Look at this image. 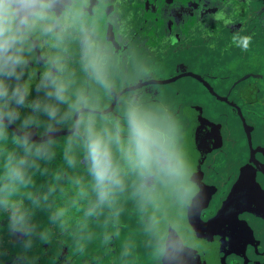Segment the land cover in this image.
I'll return each instance as SVG.
<instances>
[{
  "label": "rangeland",
  "instance_id": "rangeland-1",
  "mask_svg": "<svg viewBox=\"0 0 264 264\" xmlns=\"http://www.w3.org/2000/svg\"><path fill=\"white\" fill-rule=\"evenodd\" d=\"M106 1L109 4L105 3ZM44 2L53 5L54 17L49 25H53L54 28L39 24L32 29L37 40L31 33L22 38L25 48L22 61L28 64L30 70L29 77L24 76V80L27 78V83L30 84V87H27L24 83V92L27 93L24 105L16 103L10 91V78L5 77L0 71V82L7 86L10 96L8 101L0 97V106L7 109L2 113L14 122L19 130L43 136L55 130L70 129V119L73 121L75 112L80 108L102 113L110 107L112 90L124 86L122 92L138 85L141 79L151 78L141 85H149V92L156 95L155 101L143 92L135 90L125 92V96L131 98L130 94L139 93L138 99L142 105L144 104V112L137 115L159 133L157 140L163 145V153L168 154L177 148L180 142L179 130L188 131L185 128L189 126L195 128V125L212 133L215 130L218 147L222 150L216 153L217 166L211 170L208 168L206 176L216 179L219 186L220 182L226 186L230 183L232 176H228V173L233 170L235 164L247 160L248 157L247 142L237 109L240 110L245 122L254 127V139L256 136L259 137L260 130L264 132V29H261L263 31L261 33L260 30H256L249 34L251 41L247 50L237 47L232 42V32L229 30H237L242 26L238 17L245 13L241 14L240 9L234 7L233 0H229V3H224L223 0H184V5L177 9L172 7L167 11L172 14L167 23L159 22L155 29V24L152 25L150 32H146L147 28L141 31L142 27L136 29L133 25H125L119 21L117 18L120 10L117 8L119 1L116 0H44ZM159 3L171 5V0H147L146 7L152 12L166 13V7ZM261 7L263 8L261 12H264V4ZM220 11L224 17L234 18L228 25L219 21L220 25L227 28L219 26L215 18V14ZM109 12L107 21L106 16ZM249 14L252 16L254 13ZM251 19L253 27L256 19L252 17ZM262 21L264 22V17ZM164 26L181 30L180 36L175 35L172 39H166ZM89 43L93 45L91 49L87 47ZM42 45L46 48L42 49ZM235 49L244 55L242 59L229 63V60L225 59ZM93 60L95 67L101 64L102 69H106L107 64H110L114 74L111 71L110 80H102L98 86L94 83L95 87L90 81L86 89L83 82L89 79L88 72H93V67L87 65ZM0 62L2 63V60ZM1 63L0 70L4 67ZM45 72L49 74L47 78L44 76ZM187 73L210 81L216 93L224 98L213 97L193 77L181 76L175 81H170ZM236 74L247 80L244 87L234 89L236 82L233 83V78ZM167 81L170 82L166 83ZM221 82L224 85H221ZM79 83L82 86L78 89L76 85ZM39 84L46 89L49 88V84H59L64 87V94L71 89V92L78 93L79 96L71 100L72 103L64 108L61 115L57 109L52 111L54 113L52 116L49 115L51 110L42 111L44 113L42 116L33 113L37 111L35 108L24 111L22 108L24 106L29 108L31 97L35 98L34 94L38 91ZM246 84H249V87ZM152 104V110H146ZM19 110L29 114L20 113ZM115 110L127 115L133 112L126 101H123L122 105H117ZM10 112L11 117L8 115ZM190 113L192 121H188L187 115ZM66 116H69V121L63 120ZM80 119L82 136L69 133L49 141L34 142L35 145L29 141L25 145L23 143L25 139L14 137L3 126L0 148L6 146L4 150L6 155L3 160L0 157V170L5 168L7 159L12 155L15 162L24 161L20 168L26 176L29 168L36 164L33 159L36 149H45L44 162L51 161L55 164L52 173L50 172L49 182L52 183L51 188L55 186L56 191L50 195V190H44L46 195H42V206L39 205V209L33 210L39 217L36 227H32V232L28 230L31 210H14L18 214L11 219L18 225L12 227L13 241L31 243L32 239H35L32 238L33 233L34 236L43 237L38 239L39 244L48 232L53 231L56 232L59 244L65 245V249L59 251V255L62 256L63 252L67 251L66 260L71 264H89L91 260H94V264H158L161 246L157 244L152 232L150 205L147 208L150 200L148 194L140 190L141 185L135 179L126 181L122 179L123 187L114 189L110 199L100 204L88 171L89 162L85 150L88 130L91 128L97 132L104 131L107 137L118 136L126 151L127 144L121 140V136L129 134L130 129L124 126L112 127L106 114L82 112ZM113 122L118 125L117 121ZM260 140L264 143L262 137ZM36 144L40 148H37ZM112 149L118 150L114 141ZM122 153L119 152L116 160L113 157L119 165L121 175L125 174L127 168L124 163L126 159L122 160ZM39 171L45 174V178L48 176L44 165L39 164ZM77 177L85 179L84 183L78 182V179H75ZM66 178L69 181L67 191L63 187L60 188L59 183ZM26 182L24 177L20 181L23 188L19 190L22 191L23 200L27 198L25 194L28 195ZM147 186L149 187L147 184L145 188H148ZM12 187L15 188L16 185L13 184ZM41 192L43 194V191ZM40 196L39 194L37 197ZM70 196L73 201H66L65 197ZM61 203L62 206L71 209H58ZM51 216L55 218L54 230L48 227L52 224ZM100 224L103 226L99 229ZM28 236H31V241H28Z\"/></svg>",
  "mask_w": 264,
  "mask_h": 264
},
{
  "label": "flooded vegetation",
  "instance_id": "flooded-vegetation-1",
  "mask_svg": "<svg viewBox=\"0 0 264 264\" xmlns=\"http://www.w3.org/2000/svg\"><path fill=\"white\" fill-rule=\"evenodd\" d=\"M140 1L148 14L145 19L148 29L146 32H150L149 30L154 24L157 26L159 22H168L172 14L167 13V11L172 7L177 9L184 5V0H171V5L159 3L166 7V13H162L150 11L146 7L147 0ZM110 12L107 14L106 20L109 19ZM117 18L119 17L117 16ZM232 19H234L233 16ZM49 22L51 21H42L40 24L46 25L47 28H54L53 25H49ZM149 22L154 24L148 26ZM218 25L226 27L220 25L219 21ZM164 28H166V39H172L175 35L179 37L181 34V30L172 27L167 28V26ZM229 31L233 33L237 30ZM30 33L37 40L35 31L31 30ZM17 45L20 53L18 54L21 60L20 64L27 70L28 78L30 74L28 64L22 61L25 54L23 41L20 40ZM41 48L46 47L42 45ZM92 70L93 72H88L87 84L91 81L93 87H95L94 83L98 81L97 77L100 75L104 81L105 79L109 81L111 78L112 68L110 64H107L106 69H102L100 64ZM188 77L192 78V76ZM27 78L24 83L30 87ZM193 79L200 82L204 89L216 99L218 97L224 98V96L216 93L210 81L202 77H193ZM147 80H151V78L141 79L136 85L139 88L134 90L143 92L144 95L155 101L156 95L149 92V85H141ZM58 85L49 84L47 89L40 84L38 86L41 90L49 92L51 88L55 89ZM221 85L224 84L221 82ZM122 89L124 86H119L111 91L112 96L109 99V105H111L114 96L119 94ZM125 92L118 96L111 111L106 113L112 127L124 126V128H129V115L115 110L117 105H122L123 101H126L127 106L136 114L144 112V104L142 105L138 99L139 93L130 94L132 97L129 98L125 96ZM226 100L228 101V99ZM152 106L153 104L146 110H152ZM164 108L168 110L167 107ZM191 115L192 113L187 115L188 121H192ZM113 121H117L118 125H115ZM214 123L217 125L215 121ZM245 123L249 131L251 148L242 125L243 135L247 142L248 157L247 160L238 162L233 166V170L228 173V176L232 177L227 186L221 182L219 186L216 179L213 180V178L206 176L208 168L211 170L217 166L216 153L222 149L218 147L215 130L212 133L197 125L195 128H190V126L185 128L188 131L179 130L180 142L177 148L168 154H164L162 149L158 150L159 163L143 175H141L140 170H133L127 160L124 161L127 168L125 174H120L121 179L125 181L135 179L141 185L140 190L150 197H148L150 200L147 203V208L150 205L151 214H149V218L151 219L152 232L158 242L156 243L161 246L158 264H264V143L260 142L261 137L264 139V132L260 130L261 132H258L259 137L256 136L254 139V127L247 122ZM121 140L126 142L128 148L129 134L121 136ZM119 152L117 149L113 150L115 160ZM168 155H172L181 162L182 174L179 177L162 171L167 163ZM124 158L125 155L122 153V160ZM212 171L215 172V170ZM155 183L157 184L155 185ZM147 184L149 187L145 188Z\"/></svg>",
  "mask_w": 264,
  "mask_h": 264
},
{
  "label": "trees",
  "instance_id": "trees-1",
  "mask_svg": "<svg viewBox=\"0 0 264 264\" xmlns=\"http://www.w3.org/2000/svg\"><path fill=\"white\" fill-rule=\"evenodd\" d=\"M116 1H119L117 5V8L120 9L118 13L119 21H122L123 23H125V25H133L135 26L136 29H139L142 26L143 28L147 27L145 19L148 14L145 11L144 7L142 6V3L140 0H116ZM224 3H229V0H225ZM233 3L235 5L234 7L240 9L241 14L243 13L245 14L238 17V20L242 23V26L239 27L237 31L235 30L236 32L231 33V37H233V35L249 36L250 33L256 32V30H260L259 31L260 33L263 32L261 31V29L262 30L264 29V22L262 21L264 17V12H261V8H262L261 5L264 4V0H233ZM250 12H253L254 14H252L251 16V14H249ZM251 17L256 19V23L253 24L254 25L253 27H252ZM250 19H251V22H249ZM150 24L152 25L154 23L149 22L148 26ZM255 26L257 27L254 29ZM14 48L19 49L17 44L14 45ZM16 54L18 55L19 52H17ZM243 55L244 54L239 53V51L235 49L232 53L229 54V57L225 60H229V63H231L233 60L238 61V59H242ZM1 64L3 65V61ZM113 72L114 70L112 69V73ZM26 74H27V70L24 68L22 64H19L16 66L15 75H13L12 77H9L10 78L9 82L11 84L10 86L11 94L15 88H19L22 92H24V76ZM17 76L19 77V79H17ZM99 77H97L98 81L95 83V85L97 86L101 84V81L103 80V78L100 79ZM241 77L242 75L236 74L235 77L233 78L234 79L233 83L236 82L234 83V89H236L237 87L245 86V83L247 82V80H244V78L242 79ZM218 80H221V79L218 78ZM58 86H61V85H58ZM81 86L82 84L79 83L76 85V88L79 89L81 88ZM83 86H85V88L88 89L89 86L87 84V81L83 82ZM246 86L249 87V84H246ZM37 89L38 91H36L34 94L35 98L31 97L30 100L27 99L29 100V102H31L29 108H26V106H24L22 109L24 111H30L32 108H35L37 109V111L33 113H36L37 115H40V116L44 115L42 111L51 110L52 112L54 109H57L60 115L63 114L64 108L69 106L70 103H72L71 100L79 96L78 93L71 92L72 90L70 89L64 94L65 100L62 102L55 98L56 88L50 89L49 92L53 93V95L51 96L48 95L49 92H45L41 90L39 86H37ZM9 98L10 96L5 99L8 101ZM9 104L12 105L10 101H9ZM37 104L39 105V107H36ZM32 106H35V107H32ZM54 106H56L57 108H54ZM2 111H7V109L0 106V114H2L1 116L7 119L14 127H16L19 130V127L14 122H12L7 116H5L2 113ZM24 111L19 110L18 112L29 114L28 112H24ZM68 118L69 116L63 117V120L69 121ZM80 118H81V115H80ZM15 120L16 119L14 118V121ZM70 120H71L70 129H72L74 126V122L72 121V119ZM3 126L7 128L5 125ZM81 129H82L81 125H79L75 133L82 136ZM7 130L11 132L14 135V137L17 136L10 129L7 128ZM20 131L22 132L21 129ZM24 132L25 131H23V133ZM30 134L37 136V137L42 136L36 133L34 134L30 133ZM32 143L35 145L34 142ZM36 146L37 148H40L38 144H36ZM5 147L6 146H3L0 148V157L2 158V160L6 155V151H4ZM45 152H46L45 149H36V154L33 158L36 161V164H34L32 167L29 168L26 176L24 175V178L27 181L26 182V192L28 193V195L25 194V196H27L25 200L22 199V196H23L21 193L22 191L19 190L20 188H23V185L20 186V181H11L7 179L5 175L6 167L0 170V264H71L70 261L66 260L67 251H64L62 256L59 255L60 254L59 251L65 249V245L63 246L59 244V242L57 241V237L55 236L56 232H53V231L48 232L46 237L42 241H40L39 244H38V239H42L43 237L34 236L33 233H32V238H35V239H32L31 243L30 242L25 243L22 240L19 243H16L13 241V238L11 235L13 225H18L14 222V220L11 219L12 216H14L15 214L16 215L18 214L14 210L16 209H30L31 210L29 218H28V230L32 232V227L33 226L36 227V221L39 217L37 214L33 212V210L39 209V205L42 206V202H43L42 195H46V192L44 190L45 189L50 190L49 192L50 195H52L54 191H56L55 186L53 185V187L51 188L52 183L49 182L50 172L52 173V170L55 164H53L51 161L46 162V163L44 162L43 157H46ZM39 164L45 166V172H47L48 174L46 178H45V174L44 173L42 174V172L39 171ZM28 178H30V180ZM75 179L76 180L78 179V182L80 183H84V180H85V179L82 180L79 177ZM75 179L74 181L77 182ZM59 183L61 185L60 188L63 187L66 191L69 190L68 188L69 181H67V178L65 179V181L64 179L60 180ZM13 184L16 185L15 188L12 187ZM43 186H45L46 188ZM41 191H43V194ZM60 193H61V190L58 196L60 195ZM39 194L41 196L37 197ZM65 200L70 201V202L73 201L71 196L65 197ZM5 202H7V204ZM58 209H71V207L64 206V205L62 206V203H61ZM10 210H13V212H11ZM54 223H55V218L52 217V224L48 226L52 228L51 230L55 229V226H53ZM102 226L103 225L100 224L98 226L99 229L102 228ZM57 228H58V225H57ZM81 237H82V234H81ZM30 239H31V236H28V241H31ZM99 239L100 238H98V240ZM94 263H95L94 260H91L89 262V264H94Z\"/></svg>",
  "mask_w": 264,
  "mask_h": 264
},
{
  "label": "clouds",
  "instance_id": "clouds-1",
  "mask_svg": "<svg viewBox=\"0 0 264 264\" xmlns=\"http://www.w3.org/2000/svg\"><path fill=\"white\" fill-rule=\"evenodd\" d=\"M53 17V5L45 3L44 0H0V60L4 65L0 71L5 77L15 75L16 66L21 63L20 57L16 54L19 49L14 48V45L42 21L48 22ZM215 18L217 21H223L225 25L233 22L230 16L224 17L221 11L215 14ZM250 41V36L233 35L232 37V42L244 50H247ZM87 47L91 49L93 45L89 43ZM87 66L95 68V61H89ZM48 75L45 72L46 78ZM17 79H19L18 76ZM64 92V87L57 86L55 98L63 102ZM26 94L19 88H15L11 95L16 99V103L23 104ZM48 95L51 96L53 93L49 92ZM0 97H9L7 86L3 82H0ZM36 107L39 105L37 104ZM8 115L11 117L12 113ZM49 115L52 116L54 113L49 112ZM129 129V147L126 151L118 136L107 137L104 131L97 132L91 128L88 130L85 144L86 159L89 162L88 171L94 182L93 188L97 201L100 204L110 199L114 189L123 187L119 165L113 158V141L118 146V150L124 153L131 168L140 170L141 175L149 172L155 164L159 163L158 150L163 149V145L157 140L159 133L135 112L129 113ZM3 131V125L0 123V136H3ZM23 143L27 145L28 141L24 140ZM23 163V160L15 162L14 158L9 156L5 165L6 178L11 181H22L24 173L20 165ZM162 171L179 177L182 174L181 162L172 155H168L167 163Z\"/></svg>",
  "mask_w": 264,
  "mask_h": 264
},
{
  "label": "water",
  "instance_id": "water-1",
  "mask_svg": "<svg viewBox=\"0 0 264 264\" xmlns=\"http://www.w3.org/2000/svg\"><path fill=\"white\" fill-rule=\"evenodd\" d=\"M181 76H192V77H196V76H193L191 75L190 73H187V74H183V75H179L173 79H171L170 81H175L176 79L180 78ZM170 81H167L166 83L170 82ZM159 83H162V82H159ZM136 88H139V86H134V87H130L126 90H123L122 92H120L119 94L115 95L114 96V99L109 107L108 110L100 113V112H96V111H93V110H88L86 108H80L79 110H77L74 114V126L72 129H66V130H55V131H52L51 133H48L44 136H41V137H37V136H34V135H31V134H27V133H23L21 132L20 130H18L16 127H14L7 119H5L3 116L0 115V123H2L3 125H5L8 129H10L14 134H16L18 137L20 138H23V139H26L30 142H38V143H41V142H45V141H49L57 136H60V135H64V134H69V133H75L77 131V128H78V117L79 115L82 113V112H93V113H99V114H106L108 112L111 111L112 107L114 106V104L116 103V100L118 98V96L125 92V91H130V90H134ZM238 112H239V115H240V119H241V123L245 129V132L248 136V143H249V147L251 148V144H250V137H249V131H248V128H247V125L244 121V118L242 117L241 113H240V110L237 109Z\"/></svg>",
  "mask_w": 264,
  "mask_h": 264
}]
</instances>
